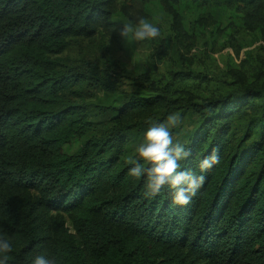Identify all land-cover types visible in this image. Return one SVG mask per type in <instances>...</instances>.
<instances>
[{
    "label": "trees",
    "instance_id": "obj_1",
    "mask_svg": "<svg viewBox=\"0 0 264 264\" xmlns=\"http://www.w3.org/2000/svg\"><path fill=\"white\" fill-rule=\"evenodd\" d=\"M177 35V7L240 11L264 38V0H163ZM117 0H0V236L13 244L9 264L37 254L54 264H264V86L191 104L200 124L186 144L184 169L215 151L220 164L203 173L187 205L167 190L147 196L128 174L127 135L165 103L130 95L110 107L117 123L64 145L92 124L67 96L83 81L60 56L76 38L118 31ZM211 21V14L202 17ZM261 101L256 103L255 99ZM261 114L258 139L236 136L233 122Z\"/></svg>",
    "mask_w": 264,
    "mask_h": 264
},
{
    "label": "rangeland",
    "instance_id": "obj_2",
    "mask_svg": "<svg viewBox=\"0 0 264 264\" xmlns=\"http://www.w3.org/2000/svg\"><path fill=\"white\" fill-rule=\"evenodd\" d=\"M183 34L177 35L163 0H117L114 21L118 31H99L93 38H76L60 59L68 71L83 81L67 98L82 105L91 128L81 138L64 145L74 154L91 136L106 132L117 123L110 107H117L130 95L141 98L163 96L165 103L150 117L138 121L127 133L130 137L125 159L149 126L170 112H179L183 124L173 130L174 138L187 144L200 124L191 104H202L238 92L243 86H264V38L245 25L240 11L210 10L203 7H177ZM211 14V21L202 17ZM144 18L160 29L155 40L126 42L120 36L121 24ZM261 99H255L260 102ZM261 114L246 113L233 122L236 136L258 139Z\"/></svg>",
    "mask_w": 264,
    "mask_h": 264
},
{
    "label": "clouds",
    "instance_id": "obj_3",
    "mask_svg": "<svg viewBox=\"0 0 264 264\" xmlns=\"http://www.w3.org/2000/svg\"><path fill=\"white\" fill-rule=\"evenodd\" d=\"M120 36L129 43L155 40L160 29L144 18L128 19L121 24ZM179 112L168 113L162 121L150 120L134 154L126 160L128 174L143 181L145 195L156 196L167 190L175 205H187L204 183L203 173L220 164L219 155L213 151L201 156L195 169H184L183 163L191 155L189 147L174 138L173 130L183 124ZM13 244L0 236V264H9ZM31 264H54V259L37 254Z\"/></svg>",
    "mask_w": 264,
    "mask_h": 264
}]
</instances>
